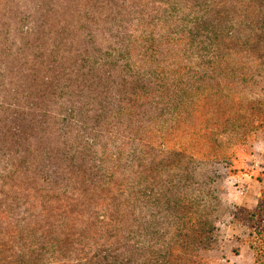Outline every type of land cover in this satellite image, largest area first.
Listing matches in <instances>:
<instances>
[{"label": "trees", "instance_id": "1", "mask_svg": "<svg viewBox=\"0 0 264 264\" xmlns=\"http://www.w3.org/2000/svg\"><path fill=\"white\" fill-rule=\"evenodd\" d=\"M59 1L0 0V111L3 110L0 132L5 123L10 132L19 136L18 117L26 113L18 111L25 103L28 108L36 107V100L63 104L69 97L74 100L76 93L86 99V104L80 108L72 102L69 109H63L59 115L63 132L61 148L58 154L45 153L47 158L61 156L62 164L69 166L66 181H55L49 165V173L41 178L51 189L59 183L61 195L47 200L37 196L40 189H36L37 183L33 180L36 174L27 160L15 164L14 169L0 170L1 181L2 177L24 176L21 183L10 184L5 189L4 200L12 201L4 203L9 210L4 209L6 216L2 214L3 220L7 221L8 217L15 220V225L6 234L8 238L18 239L15 244L16 255L20 257L18 264H25L28 258L31 260L27 264H180L175 255L180 247L183 253L182 243L188 237L193 240L195 248L209 249L210 239L214 237L225 211L219 196L223 181L226 176L237 177L236 149L247 145L245 133L236 137L229 147L231 150L227 151L226 145L211 138L210 122H196L198 111L195 108L183 114L192 117L189 123L193 129L187 126L188 132L178 140L167 138L165 133L147 131L145 127L149 125L135 118L141 111L145 113L146 105L143 104L146 101L156 112L151 119L159 116L156 105L162 103L159 90L163 86L155 80L160 72L149 69L154 70L151 74L154 85L145 88L150 82L149 72L142 70L138 59L130 58L129 64L124 65L121 79L113 77L116 68L112 63L116 64L117 60L113 61L112 54L99 46L82 61L72 57L70 67L66 65V57L59 52L43 55L38 50V58H44L43 63L48 65L40 76L52 88L26 91L20 82L26 81L27 87L28 83L35 85L40 80L33 79L38 77L34 67L31 75L25 72L24 62L33 59L28 53L30 48L40 46L37 31L50 28L57 19L56 15L66 13L67 5ZM55 23L59 27L61 22ZM180 34L178 40L181 42L185 38L182 33L172 36ZM136 40L138 38L134 37L133 41ZM173 40V37L167 40V45ZM190 42L186 37L187 48ZM145 50L141 56L143 61H148L144 55L153 59L158 51L157 48ZM159 61L154 59L152 63L158 64ZM14 63H18L17 66ZM87 63L109 71L106 78H97L95 85L79 86L78 80L74 81L77 76L89 77L94 73L86 68ZM66 67L70 69L68 72ZM165 80L162 74L161 81ZM81 90H85V96L79 93ZM181 90L182 87L178 89ZM169 102L165 100L164 104H169L171 111L178 110L176 101ZM132 105L135 106L133 112L139 110L129 120L128 108ZM174 114L183 116L179 111ZM111 126L116 130L108 129ZM71 127L75 130H70ZM3 135L7 136V131ZM72 136H77L73 144L69 141ZM201 138L208 141L206 149L201 146ZM77 170L84 173L78 186L92 191L91 194L73 187L75 182L72 183L71 175L77 174ZM89 178L94 179L93 182ZM257 180L261 183L258 207L237 206L234 220L250 229L249 237L255 233L256 240H261L264 226L259 228L258 224L264 218V174ZM246 214L251 219L256 217V223L249 222L244 217ZM37 216L40 220L33 224ZM25 236L28 237L26 240L23 239ZM247 243L254 256L253 264H257L258 249L264 250V241L258 247L250 238ZM130 247L134 253L129 251ZM198 261L203 260L195 251L190 264Z\"/></svg>", "mask_w": 264, "mask_h": 264}, {"label": "rangeland", "instance_id": "2", "mask_svg": "<svg viewBox=\"0 0 264 264\" xmlns=\"http://www.w3.org/2000/svg\"><path fill=\"white\" fill-rule=\"evenodd\" d=\"M59 2L67 5L66 13L56 15L55 21H60V26L57 27L58 24L54 21L51 24L52 28L37 31L36 36L40 35V46L33 50L30 48L31 51L28 53L33 55V59L24 62L25 72L31 75L34 67L38 77L33 79L40 80L39 84L28 83L27 87L26 81L20 82L26 91L28 89L37 92L40 88L48 90L52 88V85L44 83L45 78L40 76L48 65L43 63L44 58L41 60L38 58V50L43 55L59 52L63 58L66 57V65L70 67L72 57L82 61L84 56L92 55L99 46L100 49L112 54L113 61L117 60L116 64L112 63L116 68L113 77L117 76L119 79L124 71V65L129 64L128 59H138L142 70L146 69L150 75V82L145 88L154 85V79L151 77L154 70L149 71L150 68L158 69L160 74L155 81L163 86L159 90L162 93V103L156 105L159 116L151 119L156 112L149 106L150 102L146 101L143 104L146 105L145 113L141 111V114L135 118L149 125L145 127L147 131L160 135L165 133L167 138L178 140L188 132L187 126L192 127L189 123L192 117L183 114L195 108L198 111L196 122L198 124L210 122L211 138L226 145L227 151L231 150L229 147L234 139L245 133V138L248 139L247 145L236 149L237 177L250 175L257 179L260 175L263 176L264 0H60ZM169 32L172 34L168 35ZM177 32L185 37L181 42L178 40L181 34L178 37L172 36ZM134 37L138 38L135 42ZM172 37L174 38L172 44L167 45V40ZM186 37L191 41L188 48L185 46ZM150 48L158 49L154 54L155 57L150 59L149 55H144L148 61H143L141 56L145 53V49ZM154 59H159V63H152ZM17 64L14 63L15 66ZM210 66L212 68H209ZM86 68L94 73L89 74V77L77 76L74 81L78 80L79 86L95 85L98 82L97 78H106L109 71L104 67L98 68L88 63ZM69 70L66 67V72ZM162 74L166 77L165 81H161ZM22 77L26 79L25 74ZM181 87L182 90L178 91ZM79 93L82 96L86 94L85 90ZM79 97L76 93L74 100L69 97L63 104L36 100L37 106L34 108H28V103L23 104V108L18 112L26 114L25 116L20 114L18 117L19 136L10 132L5 123L2 124L0 170L9 167L14 169L15 164L20 165L22 160H27L28 165L34 167L36 176L33 175V180L37 183L36 189H40V192L36 193L40 199L47 200L51 196L55 198L61 195L58 184L68 179L69 166H64L66 163L62 164L63 160L59 158L61 156L47 158L45 153L58 154L63 136L59 115L64 112L63 109H69L72 102L77 108L84 106L86 99ZM165 100L170 101L169 103L176 101L178 105L176 111L183 116H176L174 114L176 111H171L169 104H164ZM134 109V105L129 106L130 117L127 119L131 120L139 110L137 108L136 112H133ZM2 111H0V119H2ZM5 113L9 114L8 111ZM114 120L117 122L116 118ZM108 129L116 130L113 126ZM70 130L75 128L71 127ZM4 131H7V136L3 135ZM76 138L77 136H72L69 141L73 144ZM201 139L203 140L201 146L206 149L208 141L206 138ZM103 143L101 138L100 145ZM48 165L54 171V180L59 182L55 183L52 189L46 185V182L41 181V178L49 173ZM241 169L245 171L241 172ZM81 175L84 173L79 170L77 174L71 175L72 183L75 182L73 187L89 195L92 191L82 190L78 186L81 185L79 182ZM23 177L14 175L9 178L2 177L3 180H0V264L20 263V257L16 255L15 249L18 239L8 238L6 234L8 229L15 225V220L13 217L12 221L10 217L7 221L3 220L5 218L2 214L6 216L7 212L4 209L9 210L4 203L12 201L4 200L5 189L10 184L21 183ZM150 178L154 179V177ZM229 178L230 176H226L223 181V191L219 194L225 205L223 206L225 211L222 212L214 237L210 239L211 247L207 250L195 248L191 237L185 238L182 243L183 253L180 247V251L175 255L180 264H190L195 251L203 261L194 264H250L251 262L253 264L254 256L247 240L250 238L255 243L253 245L258 247L264 238L260 236L261 240H256L255 233L249 237L250 229L247 227L233 225L232 219L237 206L225 200ZM258 204L259 199L255 207L248 209H255ZM10 211L13 212L12 209ZM244 217L253 224L258 220L256 217L251 219L247 214ZM34 220L33 224L40 220L39 216ZM254 226L256 232L257 224ZM258 226L259 228L264 226V218ZM27 238L23 237L25 240ZM63 245L65 246L64 243ZM132 250L133 247H130L129 251ZM257 257V264H264V250L258 249ZM30 260L28 258L25 264Z\"/></svg>", "mask_w": 264, "mask_h": 264}, {"label": "crops", "instance_id": "3", "mask_svg": "<svg viewBox=\"0 0 264 264\" xmlns=\"http://www.w3.org/2000/svg\"><path fill=\"white\" fill-rule=\"evenodd\" d=\"M227 183L228 187L226 186L227 192L225 200L228 203L246 208H253L256 206L261 190V183L256 178L250 175L230 177ZM232 223L235 226L240 225L234 219H232ZM240 227L243 228L242 225H240ZM250 264H252V262Z\"/></svg>", "mask_w": 264, "mask_h": 264}]
</instances>
